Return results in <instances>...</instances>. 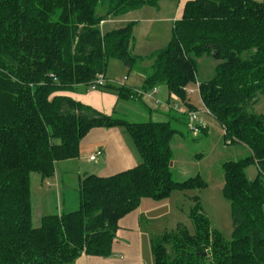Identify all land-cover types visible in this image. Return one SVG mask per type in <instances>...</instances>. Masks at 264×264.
<instances>
[{"label":"trees","instance_id":"1","mask_svg":"<svg viewBox=\"0 0 264 264\" xmlns=\"http://www.w3.org/2000/svg\"><path fill=\"white\" fill-rule=\"evenodd\" d=\"M160 1L0 0V264L108 257L121 219L144 197L161 201L174 189L207 185L200 175L174 178L171 141L181 130L172 110L164 120L131 121L68 93L90 89L99 74L106 76L111 59L129 71L144 65L145 78L139 88L107 83L96 90H113L118 102L142 101L162 84L184 97L186 85L199 81L225 137L250 150L223 164L232 239L212 227L196 197L189 212L195 233L180 226L153 237L154 264H264V111L253 107L264 96V0H189L168 44L137 55L135 22L111 27L109 21ZM205 54L216 66L211 78L199 80L197 58ZM181 118L189 125V114ZM116 126L125 127L140 163L109 176L86 172L78 208L45 215L34 227L31 173L53 176L58 162L80 156L90 130ZM252 164L255 178L247 173Z\"/></svg>","mask_w":264,"mask_h":264},{"label":"rangeland","instance_id":"2","mask_svg":"<svg viewBox=\"0 0 264 264\" xmlns=\"http://www.w3.org/2000/svg\"><path fill=\"white\" fill-rule=\"evenodd\" d=\"M145 11V10H143ZM141 11H134L116 18H137ZM144 19V17H143ZM116 23L114 27L122 26ZM156 24L152 28L150 24L138 22L135 28V35L139 43L146 48L147 37L153 48L166 46L170 39L166 35H161L165 26ZM148 29V30H147ZM153 30V31H152ZM145 61L142 64H150ZM198 79L207 80L214 73L216 62L208 54L197 58ZM125 63L119 59H113L107 68L108 84L114 87L127 85L129 69L125 68ZM108 92H114L110 90ZM115 93V92H114ZM148 97L147 103L152 107H165L172 110L171 116H180L173 120V125L181 130L171 141L173 151V174L176 180H185L189 177L200 175L207 182L202 188L174 189L169 197L157 201L151 197H144L139 206L142 210L143 240L141 241V255L143 264H154L152 251V238L173 232L182 226L190 233H195V226L189 216L191 208L196 203V197L201 202L204 212L209 217L213 228L218 229L222 235L231 240L233 236V214L230 200L225 196L224 168L223 164L230 160H239L246 157L250 150L243 144L230 143L225 137V131L221 122L207 111L202 100L199 81H190L185 87V95L179 96L171 93L164 84L156 89L148 91L143 95ZM157 100L160 103H157ZM170 104H169V103ZM125 104L128 101L124 102ZM140 99H132L126 110L122 111V117L131 121H147L154 119L149 116V108L145 105L140 108ZM255 110L264 111V96L257 101ZM122 108V107H121ZM138 109V110H136ZM196 111L198 119L194 124L200 126L199 134H194L189 125L185 123L184 114ZM171 113V112H170ZM183 114V115H182ZM170 118V116H169ZM189 122V121H188ZM94 163L75 159L72 162L65 161L56 165L55 174L48 178H43L38 172L31 173V202H32V225L38 227L42 223V218L50 214H62L75 210L79 206V182L74 175L81 170L89 169ZM250 178H255L258 168L255 164L247 168ZM85 256H79L70 264H87Z\"/></svg>","mask_w":264,"mask_h":264},{"label":"crops","instance_id":"3","mask_svg":"<svg viewBox=\"0 0 264 264\" xmlns=\"http://www.w3.org/2000/svg\"><path fill=\"white\" fill-rule=\"evenodd\" d=\"M187 1L189 0H161L158 5H146L140 9L132 10L126 13L130 14L134 11L145 10L140 12V16L137 18H122L120 21L116 20L115 18L111 19L109 24L111 27H114L116 23L127 24L128 22L134 21V39L132 42L133 52L137 55L146 56L160 48H153L152 46H149L151 44L150 41L152 40L150 37V30L149 37L146 38L148 40L146 43V48H143L135 35V28L138 22L142 21L143 23H148L150 26H152V28L155 27L156 24L165 26L166 28H163L165 31H163L161 35H166L164 37H166V39H170L172 36L174 23L182 17ZM143 66L144 65L133 71H129L127 76L128 86L133 88H139L141 86L145 78ZM125 68L128 67L126 66ZM108 91L110 90H90L87 87L81 86L78 91L68 93L75 99L86 104H90L108 114H112L117 110V113L121 114L122 111L126 110V107H134L132 104H129V102L127 104L124 102H118V95L114 92ZM147 101L148 97H144L141 102L143 105H146L149 108V116L152 117L153 115L156 120L166 119L167 117L165 114L173 110L172 108L166 109L165 107L161 106L152 107L147 103ZM142 103L140 105L141 110L143 108ZM98 150H102V154L98 155L96 159L92 160L90 158L91 155L96 153ZM75 159L94 163L92 166H89V169H85L84 171L79 167L78 171L80 173H78V175L76 174L75 169L74 175L78 177V182L80 177L86 172H94L101 176H109L133 168L140 163V156L136 150V147L131 137L128 135L125 127L123 126L111 128L96 127L90 130V132L83 138L81 142L80 156ZM75 159H70V161L72 162ZM65 161H61V164ZM142 234V210L139 207L137 210L127 214L121 219L120 228L113 243L112 254L108 257L83 254L86 258V263L143 264V257L141 255V241L143 240Z\"/></svg>","mask_w":264,"mask_h":264},{"label":"built area","instance_id":"4","mask_svg":"<svg viewBox=\"0 0 264 264\" xmlns=\"http://www.w3.org/2000/svg\"><path fill=\"white\" fill-rule=\"evenodd\" d=\"M108 78L104 74H99L93 84L90 86L91 90H96L97 88L104 86L108 83ZM157 103H160V101L157 100ZM195 119H198V114L196 111H192L189 113V127L193 131L194 134H199L200 132V126L194 124ZM102 154V150L96 151L93 155H91V159L94 160L97 158L98 155Z\"/></svg>","mask_w":264,"mask_h":264},{"label":"water","instance_id":"5","mask_svg":"<svg viewBox=\"0 0 264 264\" xmlns=\"http://www.w3.org/2000/svg\"><path fill=\"white\" fill-rule=\"evenodd\" d=\"M205 254V253H204Z\"/></svg>","mask_w":264,"mask_h":264}]
</instances>
